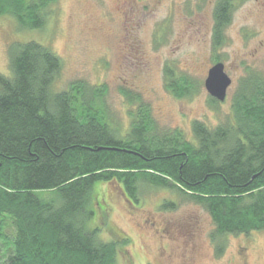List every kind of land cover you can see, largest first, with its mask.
Listing matches in <instances>:
<instances>
[{"label": "trees", "instance_id": "obj_1", "mask_svg": "<svg viewBox=\"0 0 264 264\" xmlns=\"http://www.w3.org/2000/svg\"><path fill=\"white\" fill-rule=\"evenodd\" d=\"M56 2L0 0V17L13 18L22 30L41 29ZM230 15V0H220L214 9L216 48ZM7 54L9 75H0L2 264H115L117 243L98 241L99 230L86 228L92 206H100L95 189L112 181L134 201L139 187L149 186L203 208L214 224L210 241L217 258L227 235L264 232L261 77L240 81L232 122L209 128L194 121L188 141L178 130L160 129L138 96L126 95L136 109L122 132L111 121L104 86L76 81L54 92L61 61L45 46L14 43ZM165 75L174 97L191 93L184 77L173 81ZM174 207L171 201L161 205Z\"/></svg>", "mask_w": 264, "mask_h": 264}, {"label": "rangeland", "instance_id": "obj_2", "mask_svg": "<svg viewBox=\"0 0 264 264\" xmlns=\"http://www.w3.org/2000/svg\"><path fill=\"white\" fill-rule=\"evenodd\" d=\"M219 1L57 0L36 30H22L13 18L1 16L0 75H9L10 45L40 44L61 61L54 92L76 81L104 86L111 121L122 132L136 109L126 95L138 96L160 129L178 130L191 141L194 121L209 128L232 122L231 103L241 80L248 75L264 80V0H230V23L216 48ZM217 61L232 83L225 100L211 105L204 81ZM166 72L173 81L184 77L191 93L174 97L166 88ZM136 197L128 198L116 181L94 191L100 206H92L94 218L86 228L99 230L98 241L117 243L115 264H264V232L227 235L217 258L210 241L214 224L203 208L149 186L139 187ZM167 201L174 209H161ZM6 232L13 233L11 226Z\"/></svg>", "mask_w": 264, "mask_h": 264}, {"label": "water", "instance_id": "obj_3", "mask_svg": "<svg viewBox=\"0 0 264 264\" xmlns=\"http://www.w3.org/2000/svg\"><path fill=\"white\" fill-rule=\"evenodd\" d=\"M231 83L230 78L224 71V65L222 63H216L208 70L207 77L204 81V89L210 98L220 103L225 100Z\"/></svg>", "mask_w": 264, "mask_h": 264}]
</instances>
